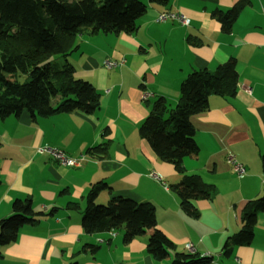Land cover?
I'll return each instance as SVG.
<instances>
[{
	"label": "crops",
	"instance_id": "1",
	"mask_svg": "<svg viewBox=\"0 0 264 264\" xmlns=\"http://www.w3.org/2000/svg\"><path fill=\"white\" fill-rule=\"evenodd\" d=\"M240 1L243 7L224 32L212 12ZM163 11L181 13L189 24L158 20ZM66 53L63 61L73 66L75 77L94 86L100 105L90 113L33 116L23 110L0 118V219L11 214L16 198L29 197L33 210L42 212L2 247L0 264H168L175 253L187 252V243L200 256L211 257L208 264H263L264 211L256 214L249 243L234 244L228 252L223 246L242 229L246 203L264 196V0L148 3L135 32L92 34L85 29L69 40ZM229 58L235 61L236 92L209 95L207 109L190 118L199 150L183 158L182 165L214 188L210 198L194 201L199 217L192 218L172 189L181 173L157 157L139 126L157 98H164L168 108L176 105L188 73L214 70ZM107 59L119 65L106 68ZM144 91L151 93L146 100ZM101 144L106 150L97 157L92 148ZM41 145L72 157L84 154L85 160L76 167L63 165L37 152ZM230 156L244 166L243 176L233 172ZM97 182L104 183L95 198L98 204L117 196L153 203L156 227L173 242L166 258L158 261L148 253L152 230L129 242L123 241V227L84 231L85 196Z\"/></svg>",
	"mask_w": 264,
	"mask_h": 264
},
{
	"label": "trees",
	"instance_id": "2",
	"mask_svg": "<svg viewBox=\"0 0 264 264\" xmlns=\"http://www.w3.org/2000/svg\"><path fill=\"white\" fill-rule=\"evenodd\" d=\"M166 5L168 0H0V118L26 110L39 116L81 110L94 112L100 105V94L87 80L74 76V68L66 60L54 61L55 54L65 56L69 40L88 30L90 33L130 34L137 30L138 20L148 3ZM244 2L229 9L214 10L212 15L221 29L228 32ZM166 12V11H163ZM23 76L25 80L19 81ZM237 71L233 58L214 70L199 69L188 73L180 83V96L173 108L164 98L151 103L148 115L139 126L157 157L172 162L181 179L172 185L181 209L198 218L194 201L213 195V185L197 174L187 173L183 158L198 153L191 116L205 111L209 95H233ZM59 95L55 104L53 99ZM97 157L106 147L92 148ZM101 153V154H100ZM104 183H94L85 196L86 205L81 225L86 233H99L124 228L123 241L129 242L145 230H152L146 249L156 260L167 257L173 242L156 227L155 206L149 201L137 202L117 196L106 204L95 198ZM76 208V204H69ZM10 215L0 219V256L2 247L17 239L20 229L37 221L29 197L16 198ZM264 211V196L249 200L241 212L242 229L228 238L223 249L247 244L253 237L256 214ZM91 250L97 249L90 245ZM209 256L193 252L175 253L168 264H208ZM70 264H77L71 262Z\"/></svg>",
	"mask_w": 264,
	"mask_h": 264
},
{
	"label": "built area",
	"instance_id": "3",
	"mask_svg": "<svg viewBox=\"0 0 264 264\" xmlns=\"http://www.w3.org/2000/svg\"><path fill=\"white\" fill-rule=\"evenodd\" d=\"M157 19L158 20H167V19L177 20L183 25L189 24V18H187L185 15H183L181 13H177V12H171V11L159 13L157 15ZM118 65H119V62L116 60L107 59L104 61V66L106 68H113V67H116ZM244 88L248 92L250 91L249 86H245ZM149 96H151V93L148 91H144L141 97L143 100H146ZM37 152L47 153V154L51 155L53 158H55L56 161H58L59 163L66 165V166H70V167L80 166L82 164V162L85 160L84 154H81L78 157H72V156L65 154L62 150L55 148V147L48 146V145L38 146ZM229 161L232 165L233 172L237 176H240V177L243 176L244 172H245L244 166L240 162H238L233 156L229 157ZM151 176H153L155 179L161 178L155 172H151ZM185 247H186L187 252H190V253L194 252V248H193L192 244L187 243ZM202 256H207V255H202ZM122 264H125V263H122ZM263 264H264V262H263Z\"/></svg>",
	"mask_w": 264,
	"mask_h": 264
},
{
	"label": "rangeland",
	"instance_id": "4",
	"mask_svg": "<svg viewBox=\"0 0 264 264\" xmlns=\"http://www.w3.org/2000/svg\"><path fill=\"white\" fill-rule=\"evenodd\" d=\"M51 59L54 60V61H58V62L63 61V57H61V55H59V54H55V55H53V56L51 57ZM18 79H19V81H23V80H25V78H24L23 76L19 77ZM57 99H59V95H57V96L55 97V100H57Z\"/></svg>",
	"mask_w": 264,
	"mask_h": 264
}]
</instances>
